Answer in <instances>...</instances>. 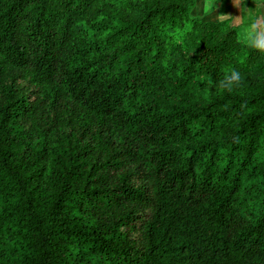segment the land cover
Instances as JSON below:
<instances>
[{
    "label": "trees",
    "instance_id": "1",
    "mask_svg": "<svg viewBox=\"0 0 264 264\" xmlns=\"http://www.w3.org/2000/svg\"><path fill=\"white\" fill-rule=\"evenodd\" d=\"M195 5L0 0V264H264V54Z\"/></svg>",
    "mask_w": 264,
    "mask_h": 264
},
{
    "label": "clouds",
    "instance_id": "2",
    "mask_svg": "<svg viewBox=\"0 0 264 264\" xmlns=\"http://www.w3.org/2000/svg\"><path fill=\"white\" fill-rule=\"evenodd\" d=\"M247 0H233L241 15L230 16L218 14L217 23L227 24L228 27L239 29V42L244 46L264 54V0H254L255 7H246ZM244 83L243 74L228 68L223 79L214 84L218 92H231Z\"/></svg>",
    "mask_w": 264,
    "mask_h": 264
},
{
    "label": "crops",
    "instance_id": "3",
    "mask_svg": "<svg viewBox=\"0 0 264 264\" xmlns=\"http://www.w3.org/2000/svg\"><path fill=\"white\" fill-rule=\"evenodd\" d=\"M212 3H215L216 5L220 6L222 8V12L224 15H230V16L241 15L240 9L234 6L233 0H196L195 11L197 12V14L212 13L213 8L209 9ZM246 4H247L246 7L248 8L255 7L254 0H247Z\"/></svg>",
    "mask_w": 264,
    "mask_h": 264
},
{
    "label": "rangeland",
    "instance_id": "4",
    "mask_svg": "<svg viewBox=\"0 0 264 264\" xmlns=\"http://www.w3.org/2000/svg\"><path fill=\"white\" fill-rule=\"evenodd\" d=\"M247 5V4H246ZM202 8V7H200ZM213 8V11L212 13H209V14H206V13H202V14H197V12L195 11V7L193 8V14L195 16H199V15H202L200 17L208 20V21H217L216 20V17L218 16V14H223L222 12V8L218 5H216L215 3H212L209 7V9ZM208 9V10H209Z\"/></svg>",
    "mask_w": 264,
    "mask_h": 264
}]
</instances>
